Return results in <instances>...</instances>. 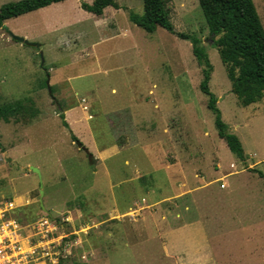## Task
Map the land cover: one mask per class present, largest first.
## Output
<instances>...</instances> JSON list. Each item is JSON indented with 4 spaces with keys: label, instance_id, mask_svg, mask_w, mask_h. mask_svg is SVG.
Masks as SVG:
<instances>
[{
    "label": "rangeland",
    "instance_id": "1",
    "mask_svg": "<svg viewBox=\"0 0 264 264\" xmlns=\"http://www.w3.org/2000/svg\"><path fill=\"white\" fill-rule=\"evenodd\" d=\"M81 1L94 0L4 22L40 50L0 27V106H25L0 119L1 197L22 219L49 220L56 264H264V97L240 104L198 0H164L173 32L153 33L129 18L143 0L100 16ZM252 1L264 27V0ZM180 33L201 39L244 161L219 137L203 66Z\"/></svg>",
    "mask_w": 264,
    "mask_h": 264
},
{
    "label": "trees",
    "instance_id": "2",
    "mask_svg": "<svg viewBox=\"0 0 264 264\" xmlns=\"http://www.w3.org/2000/svg\"><path fill=\"white\" fill-rule=\"evenodd\" d=\"M66 0H18L8 2L0 7V27L8 19L15 18L52 4ZM203 11L209 31L217 37L214 44L218 49L227 76L232 83V92L244 107L259 102L264 97V27L252 0H198ZM108 7L120 9L115 0H94L91 4L81 1V8L91 14L100 16ZM130 20L148 33L161 27L173 32V26L165 8L164 0H143V14L129 12ZM180 38L189 40L198 63L203 66L201 91L208 96L207 107L215 115V126L231 153L241 161L246 159L243 145L237 135L227 130L222 114L217 107V98L209 89L212 66L201 39L196 35L180 33ZM24 103H9L0 106V119L10 122L14 115H24ZM62 125L69 128L63 113L60 114ZM71 139L77 141L70 130ZM264 177V174L259 171ZM16 216L21 222L25 218ZM81 264V263H75Z\"/></svg>",
    "mask_w": 264,
    "mask_h": 264
},
{
    "label": "built area",
    "instance_id": "3",
    "mask_svg": "<svg viewBox=\"0 0 264 264\" xmlns=\"http://www.w3.org/2000/svg\"><path fill=\"white\" fill-rule=\"evenodd\" d=\"M18 205L0 195V264H56L60 252L49 220L21 222Z\"/></svg>",
    "mask_w": 264,
    "mask_h": 264
},
{
    "label": "water",
    "instance_id": "4",
    "mask_svg": "<svg viewBox=\"0 0 264 264\" xmlns=\"http://www.w3.org/2000/svg\"><path fill=\"white\" fill-rule=\"evenodd\" d=\"M2 28L5 29V31L11 36L12 39H14L15 41H18V42H21L23 44H26V45H29V46H34L36 47L38 50H40V44H35V43H32V42H29L27 39L23 38V37H20V36H17L15 34H13L10 29L5 25L3 24L2 25ZM42 54V53H41ZM47 86H48V90L49 92H51V89H50V79L48 77V81H47ZM75 144L82 150H84L85 152L88 153V150L87 148L84 146L83 143H81L80 141H75ZM30 170L32 172H34L37 176H38V179H39V182H40V189H39V192H40V199H39V206L45 210V207H44V204H43V195H44V190H43V184H42V173L40 171V169L38 167H35V166H31L30 167Z\"/></svg>",
    "mask_w": 264,
    "mask_h": 264
},
{
    "label": "crops",
    "instance_id": "5",
    "mask_svg": "<svg viewBox=\"0 0 264 264\" xmlns=\"http://www.w3.org/2000/svg\"><path fill=\"white\" fill-rule=\"evenodd\" d=\"M172 247H173V245H172Z\"/></svg>",
    "mask_w": 264,
    "mask_h": 264
}]
</instances>
